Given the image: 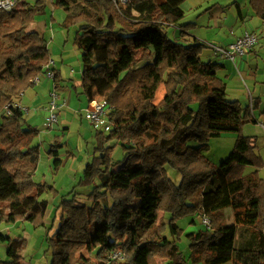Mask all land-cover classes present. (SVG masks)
<instances>
[{
	"label": "trees",
	"instance_id": "obj_1",
	"mask_svg": "<svg viewBox=\"0 0 264 264\" xmlns=\"http://www.w3.org/2000/svg\"><path fill=\"white\" fill-rule=\"evenodd\" d=\"M84 1L79 9L76 0L55 4L65 12V27L78 25L73 44L80 53L81 93L109 105L111 127L107 133L95 129L98 155L80 180L97 182L82 197L75 191L62 196L56 206L58 225L46 233L49 264H95L81 254L87 247L96 250L98 264H157L155 257L165 264H264V177L258 174L264 160L256 137L241 133L244 123L256 120L251 110L227 99L217 74L221 65L201 57L203 42L184 40L191 35L182 29V42L167 35L166 26L184 18L186 0H128L120 11L111 0ZM249 3L264 22V0ZM37 8L18 0L11 11H0V111L7 104L11 111L0 122V226L44 225L48 201L42 194L58 193L34 179L38 129L13 106L50 61L44 36L27 30ZM53 81L58 88L56 73ZM260 115L264 125V111ZM227 132L238 133L234 146L215 164L203 153L207 141ZM117 144L123 154L114 160ZM59 147L52 143L47 150L54 172L63 165ZM249 166L254 171L245 175ZM168 167L179 172L178 184L167 176ZM213 176L219 187L203 189ZM226 208L232 223L225 220ZM189 215L208 217L210 228L184 232L178 220ZM182 236L184 248L174 240ZM0 243L6 247L0 264H29L22 255L24 236L0 231ZM114 250L126 262L112 260Z\"/></svg>",
	"mask_w": 264,
	"mask_h": 264
},
{
	"label": "rangeland",
	"instance_id": "obj_2",
	"mask_svg": "<svg viewBox=\"0 0 264 264\" xmlns=\"http://www.w3.org/2000/svg\"><path fill=\"white\" fill-rule=\"evenodd\" d=\"M24 1L27 2L28 6L38 5L34 20L28 25L27 30L36 31L44 36L50 53V63H52V67L61 71L59 72L60 79L64 80L67 70L63 65L64 62L61 61L62 54H68L72 58L69 65L73 66L72 64H74L79 66L81 64L79 50L76 45L73 44L78 25L73 24L68 27L63 25L65 12L62 8L55 4V0H41L39 2H37V0H20V3ZM200 1L201 0H186L183 2L182 9H184L185 16L181 22H189L187 23V25H190V28L188 29H198L202 33L217 35V38H219L218 34L221 36L223 34L226 35L228 33L226 29H224L223 32H220L221 29H216L214 27V21L213 23L208 24L205 18V16H208V14L205 13L210 12L213 5H210V8L205 6L201 9L193 6ZM212 1V3L220 5H232L234 1H238L246 6L249 18V20H247L249 22L248 28L253 29L257 34V43L253 48V51L256 50V58L255 60L248 62V68L246 69V73L250 77L243 72L244 70H239L238 66L234 67L233 70L229 68L225 69L223 72H219V70H221L220 68L218 70L219 73L217 72V74L226 83L227 99L237 100L243 108H248L251 110L252 114L254 110L257 115L258 111H264V22L255 15L249 0ZM85 4L86 1L84 0H76L75 9H79ZM90 8L93 9L92 6ZM196 10L197 12H195ZM260 24L263 25V27H260ZM175 27L177 28V26ZM212 27H214V29H212ZM182 29L184 31L188 30L185 27H182ZM165 30L170 38L179 39L181 42L184 41L182 38L174 37L173 25L166 26ZM185 38L191 39L187 36H185ZM200 39H202V41L206 44L212 43L210 40L205 38ZM4 42H6V40H4ZM206 53L207 52L203 48L201 52L203 60L210 58L206 55ZM244 55L246 56L247 53ZM43 79L46 78L41 77V80ZM67 79L68 80L65 81V83L60 84H64L68 86V88H71L72 84L70 83L69 77H67ZM46 82H50L51 87L53 88V78L47 79ZM79 85L80 82H78L77 86ZM36 89L40 90L38 99L32 103V105H29V111L27 108L23 107L25 120L28 124H31L38 129V134L32 140L33 144H38L40 147L38 168L34 179L36 181L47 182L53 185L58 193L56 192L55 195H53L52 192L42 194V198L48 201L44 225L34 227L29 222H18L16 224L4 223L1 225L0 231L11 237L22 235L27 239V244L22 250V255L26 262L29 264H49L51 261V252L48 248L46 233L48 232L49 235H52L58 225L60 211L57 210L56 206L59 204L61 197L70 196L71 193H74V191L79 193L81 195L80 197H82L84 196L83 194L89 192L93 185L97 182L96 179L88 184L80 181L86 163L91 161L95 155H98V152L96 151L97 136L96 130L84 117V109L86 108V103L83 102L84 99L82 97L77 99L75 93L73 95L72 102L64 105L59 110L58 122L50 128H46L44 121L48 113L46 112L45 107L51 99V88L48 91L44 85H41L36 87ZM33 90L34 89L31 91L33 92ZM80 91L81 90L78 92V96L82 95ZM161 96L162 91L160 90L156 98V102L159 101ZM80 99L83 101H80ZM96 99L103 101L98 96H96ZM4 115L6 114L3 108L0 111V122ZM25 116H27V119ZM253 124H255V122L252 123V121L244 123L241 133L248 136L255 135L254 131L256 129L254 130L255 127ZM110 127V123L107 121L106 125L101 128V130L107 133ZM237 135L238 133L227 132L222 133L218 137L210 138L207 141L208 147L203 153L213 163H219L233 148ZM52 143L61 144L62 146L59 147L58 156L63 160V165L56 172L53 171L52 159L47 154V150L50 148ZM110 143L112 144L113 142ZM188 144L196 145L198 142L190 140L188 141ZM122 154V149L120 148V145L117 144L112 153L113 159H121ZM253 169L254 168L250 166L246 167L243 173L246 175L248 171ZM52 172H54V174ZM167 176L175 185L180 181L179 172L173 168H167ZM167 217L168 214L163 213L162 211L159 212V218L162 220L164 218L165 221H167ZM224 217L227 222L225 212ZM192 219L196 220V223H192ZM200 220V216L195 215L192 217L189 215L180 218L178 223L180 227L183 228L184 232H190L192 230L195 231L197 229L206 228ZM36 235H39V237H36ZM237 239H239V237ZM174 240L177 241V245L180 248H184V246L188 244V241L184 236H182L181 239L174 238ZM81 254L85 258H91L95 264L99 263L95 258L96 250L87 247ZM188 256L189 250L186 249L185 257L188 258ZM154 259L157 264H165V261L160 257H155ZM117 261L123 263L126 262L125 254H123L122 259H117Z\"/></svg>",
	"mask_w": 264,
	"mask_h": 264
},
{
	"label": "crops",
	"instance_id": "obj_3",
	"mask_svg": "<svg viewBox=\"0 0 264 264\" xmlns=\"http://www.w3.org/2000/svg\"><path fill=\"white\" fill-rule=\"evenodd\" d=\"M161 1L162 0H157V2H161ZM212 2H213L212 0H201L200 2L194 4L193 6L201 9L205 6H207V8H210V5H213V8L210 10V12L205 13V14H208V16L207 17L205 16V18H206L208 24L213 23V21H214V27L216 29H221L220 32H223V30L226 29V31H228V33L226 35L223 34L221 36L218 34L219 38H217V35H210V34L202 33L198 29H188V28H190V25H187V23H189V22L184 23V22L180 21L178 23V25H173L174 26V33H173L174 37L179 36V33H180L179 30L175 26H177V27L180 26L181 29H182V27L183 28L185 27L188 29L187 30L188 32L187 31H182V32H185V33L191 35V37H190L191 39L193 37L195 40L203 42L202 39H200V38H205L207 40H210V42H212L211 44L225 47L226 45H228L229 43L234 41V39L236 37L241 35L245 29L248 28L249 22L247 20H249V18H248V14L246 11L245 4H243V3L241 4L238 1H234V3L232 5H220V4H216V3L214 4ZM238 9H240V13H238ZM195 12H197V10ZM205 14H203V15H205ZM196 26H197V24H196ZM214 27H212V29H214ZM260 27H263V25L260 24ZM183 38H184V40H186L185 37H183ZM203 43L205 44V42H203ZM204 49L207 52L206 55L208 57H210L207 60L218 62L221 65V70H219V72H223L225 69H228V68L233 70L234 67L238 66L239 70L240 69L244 70L243 72L247 75L246 69L248 68V66H247L248 62L253 61L256 58V50H254V51L251 50L250 52L247 53L246 56L245 55L238 56L233 63V62L226 60V59H224V60L220 59L213 52L212 48H210L206 44H205ZM71 59L72 58L68 54H66V55L62 54L61 55V61L64 62L63 65L66 67V70H67L64 80L60 79L59 72H61V71L58 69H55V67H53L54 73H56V75H57V80H58V84H59V87L56 88V90L59 93L60 98L65 99L66 104H70L72 102L73 95L75 93L76 98L79 99V97L80 98L82 97L84 99V101L82 99H80V101L85 102L86 106H87L88 100L86 99V97L82 93H81L82 94L81 96H78V94H79L78 92H79V90H81V86L80 85L77 86L78 82H81V64L79 66L72 64L73 66H71V65H69L71 63ZM67 77H69L70 83L72 84L71 88L70 87L68 88V86H66L64 84H62V85L60 84V83H65V81L68 80ZM248 77H250V76H248ZM46 80L47 79L41 80V77H40L37 83L33 82V84H35V85H32V87H30L29 89L24 91L15 100L14 104H16L17 106H19L21 108H23V107L27 108L29 111V108H30L29 105H32V103H34L38 99V95L40 94V90L36 89V87L44 85L48 91L50 90V88L52 89L50 82L47 83ZM32 89H34L33 92L31 91ZM260 114H261V112L258 111V113L256 115L255 111L253 110L252 117L254 118V120H256L255 124H253L255 127L254 130L256 129L254 131L255 135H253V136H256L258 153L261 156V158L264 160V125L261 122V115ZM25 117L27 119V116H25ZM252 123H254V122H252ZM253 171H254V169L248 171L247 174L252 173ZM258 174L260 177H264V169H259ZM35 177H36V175H35ZM218 187H219L218 179L215 176H213L211 178V180L209 181V183L203 189H205V190L217 189ZM224 212L226 214L227 223H232L233 222V216H232L231 208H226L224 210ZM0 228H1V226H0ZM36 237H39V235H36ZM5 248H6L5 244L0 243V261L6 259Z\"/></svg>",
	"mask_w": 264,
	"mask_h": 264
},
{
	"label": "built area",
	"instance_id": "obj_4",
	"mask_svg": "<svg viewBox=\"0 0 264 264\" xmlns=\"http://www.w3.org/2000/svg\"><path fill=\"white\" fill-rule=\"evenodd\" d=\"M111 2L115 5L117 10L120 11L123 5H125L128 0H111ZM18 6V0H0V11L9 12L15 7ZM178 30L181 28L177 27ZM257 43V34L251 29L247 28L243 31L241 35L236 37L234 41L226 45L225 47L214 45V44H206L210 48H212L213 52L222 60L226 59L234 63L235 59L238 56H243L244 54L253 50L255 44ZM52 63H49L44 67V70L41 71L39 75H37L32 82L37 83L40 77L51 79L54 76V71L52 67ZM50 101L45 107L48 115L45 118V127L50 128L55 123L58 122V113L59 110L66 105L65 99L59 97V93L53 87L50 90ZM61 99V100H60ZM13 106H17L13 103ZM5 114L10 115V105L7 104L4 107ZM21 108V107H20ZM22 110L24 108H21ZM110 109L109 105L105 104L103 101H100L96 98L89 100L86 108L84 109V117L88 120V122L92 125L94 129L103 128L107 123V112ZM252 109V108H251ZM200 221L205 225L207 229L210 228V219L206 216H200ZM110 258L112 260L122 259L123 253L120 250H114L110 254Z\"/></svg>",
	"mask_w": 264,
	"mask_h": 264
}]
</instances>
